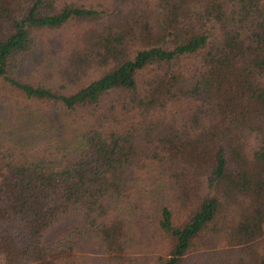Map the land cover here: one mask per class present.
Segmentation results:
<instances>
[{"label":"trees","instance_id":"16d2710c","mask_svg":"<svg viewBox=\"0 0 264 264\" xmlns=\"http://www.w3.org/2000/svg\"><path fill=\"white\" fill-rule=\"evenodd\" d=\"M0 264H264V0H0Z\"/></svg>","mask_w":264,"mask_h":264},{"label":"rangeland","instance_id":"374dc122","mask_svg":"<svg viewBox=\"0 0 264 264\" xmlns=\"http://www.w3.org/2000/svg\"><path fill=\"white\" fill-rule=\"evenodd\" d=\"M35 57V54L34 55H31V56H26L22 59V69L21 71H25L27 69H29L31 67V62L33 60V58Z\"/></svg>","mask_w":264,"mask_h":264}]
</instances>
